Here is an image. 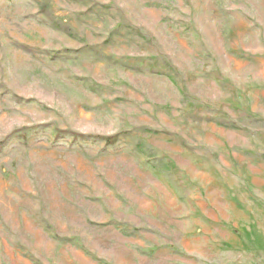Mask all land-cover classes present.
Returning a JSON list of instances; mask_svg holds the SVG:
<instances>
[{
  "label": "rangeland",
  "instance_id": "1",
  "mask_svg": "<svg viewBox=\"0 0 264 264\" xmlns=\"http://www.w3.org/2000/svg\"><path fill=\"white\" fill-rule=\"evenodd\" d=\"M0 264H264V0H0Z\"/></svg>",
  "mask_w": 264,
  "mask_h": 264
}]
</instances>
